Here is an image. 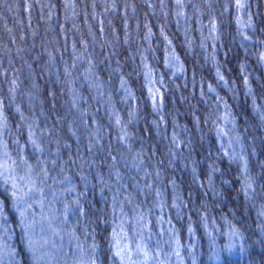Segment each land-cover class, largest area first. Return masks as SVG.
Masks as SVG:
<instances>
[{
  "label": "trees",
  "instance_id": "16d2710c",
  "mask_svg": "<svg viewBox=\"0 0 264 264\" xmlns=\"http://www.w3.org/2000/svg\"><path fill=\"white\" fill-rule=\"evenodd\" d=\"M237 3L0 0L9 148L74 187L69 228L90 264H123V215L142 217L149 245L167 220L184 264H264V0H246L245 29ZM0 196L19 264H34L1 183Z\"/></svg>",
  "mask_w": 264,
  "mask_h": 264
},
{
  "label": "rangeland",
  "instance_id": "374dc122",
  "mask_svg": "<svg viewBox=\"0 0 264 264\" xmlns=\"http://www.w3.org/2000/svg\"><path fill=\"white\" fill-rule=\"evenodd\" d=\"M238 2L244 4L243 8L238 9V24L245 29L250 24L245 10L246 0ZM166 64L174 73L183 71L180 58L172 51ZM146 80L154 104L160 107V78L148 69ZM7 133L8 121L0 99V163H7V171L0 168V172H3L0 183L8 189L10 206L18 219L34 264H90L73 227L69 228L70 213L79 217L74 187L60 179H54L59 182V185H54L47 170L43 168L39 171L22 148L18 149V155H13ZM31 138L36 143L33 135ZM235 141L237 145L234 143L233 149L240 152V142ZM5 152L8 153L7 158L4 157ZM36 158L42 160L40 149ZM161 219H164V214ZM141 220V216L134 215V219L128 215L119 216L114 241L123 264H184L180 256V243L169 222L166 220V226L159 222L158 231L149 245L146 240L147 227ZM14 242L13 223L0 196V264H19Z\"/></svg>",
  "mask_w": 264,
  "mask_h": 264
},
{
  "label": "snow or ice",
  "instance_id": "6c2138e0",
  "mask_svg": "<svg viewBox=\"0 0 264 264\" xmlns=\"http://www.w3.org/2000/svg\"><path fill=\"white\" fill-rule=\"evenodd\" d=\"M177 3L179 4V3H180V0H177ZM243 7H244V4H243L242 2H238V3H237V8H238V9L243 8ZM33 143H34V141H33ZM4 157H5V158L8 157V153H7V152L4 153ZM0 168H2V169H4L5 171H7V163H6V162H5V163H0ZM0 175H3V172H0ZM13 187H15V185H13ZM247 187H248V188H251V184H250V183L247 184ZM116 255H117V256H120L121 253H120L119 251H117Z\"/></svg>",
  "mask_w": 264,
  "mask_h": 264
}]
</instances>
